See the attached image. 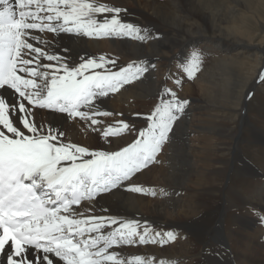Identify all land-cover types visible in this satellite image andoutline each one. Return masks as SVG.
<instances>
[{
	"label": "snow or ice",
	"instance_id": "6c2138e0",
	"mask_svg": "<svg viewBox=\"0 0 264 264\" xmlns=\"http://www.w3.org/2000/svg\"><path fill=\"white\" fill-rule=\"evenodd\" d=\"M121 13L127 10L101 0H0V264H166L140 254L125 257L115 249L163 246L177 233L136 219L98 216L92 208L98 197L117 189L157 195L135 178L159 162L189 101L164 87L145 117L146 127L137 131L123 119L104 127L98 117L114 113L101 110L103 98L140 80L155 65L132 61L114 71L116 61L103 55L81 56L76 63L69 49L56 51L61 34L140 42L154 38L149 28L122 20ZM201 63L198 51L185 58L181 67L187 78L195 77ZM258 82H264V71ZM37 109L86 122L101 132L107 148L72 143L61 129L38 120ZM133 132L130 143L112 150L110 138Z\"/></svg>",
	"mask_w": 264,
	"mask_h": 264
},
{
	"label": "bare ground",
	"instance_id": "6f19581e",
	"mask_svg": "<svg viewBox=\"0 0 264 264\" xmlns=\"http://www.w3.org/2000/svg\"><path fill=\"white\" fill-rule=\"evenodd\" d=\"M237 1L240 3L244 1L249 4L252 1L258 3L260 0ZM237 1L233 0L234 3L241 6ZM101 2L126 9L127 14L121 13V19L126 22L138 24L141 27L149 28L154 38L149 40V44L147 45L145 42H140L135 39L128 40V38L104 37L97 39L61 34L59 38L55 40V43L58 45L56 51L63 54L61 52L62 48L69 49L71 59L76 63L79 62V57L81 56L85 58H95L103 55L108 59L116 61V66L113 68L114 71L119 70V67L126 66L132 61L145 60L151 63L155 59L157 60L160 58V69L158 71L150 70L149 73H146L140 80L133 82L131 85H126L118 93L110 94L108 97L103 98V103L100 105L101 110L114 113L112 116L98 117V119L102 121L104 127L116 120L123 119L139 130L146 126L145 117L147 114L145 115L143 113H149L154 109L155 105L151 104L152 101L155 100L156 103L160 101V94L164 87L165 76V72H162V66L164 65L163 68H165L166 64H169L176 58L175 54H177L184 43L191 38L202 35L203 29L207 30L210 28V30H213L212 28L214 27L219 32L220 36L224 37L226 36V28L222 27L223 25L221 26L219 24L220 22L218 23L220 20L219 11L216 12L204 9V5L199 0H172L169 12L161 8L163 6H159L161 5L160 3L153 4L155 8L152 11H154V13L157 12L156 15H160L164 22H170L172 25H175L167 30L159 29L160 27L157 19L155 20L153 17H149V15L147 16L141 11L142 8L151 7L149 6L150 4L144 5L141 3V0H101ZM131 5L137 6V8H130L129 6ZM262 5H264V0H262L261 6ZM173 10L175 12H172ZM131 11L139 13L143 20L138 21L136 19L138 22H135L133 18H131L133 20L129 19V12ZM233 12L236 13L235 18L242 19L243 21L245 20L244 28H242L244 33L240 34H246L252 37L250 32L251 26L247 24L250 19L248 15L245 14L246 12H242V14L235 10H233ZM192 17L196 18L194 22L191 23L188 22L189 20H186ZM235 25L237 26V24ZM230 27L232 26L230 25ZM236 31L234 30V32ZM44 36L48 40H53V35L51 33H46ZM234 40L231 42L233 43L232 48L236 44ZM261 43L264 44L263 41ZM262 44H257L261 51H263L261 48ZM263 53L264 51L261 55H263ZM118 58H120V63H118ZM163 62L166 64H163ZM263 65L264 64H261L257 67V75L260 71L264 70ZM109 67L112 66L109 65ZM222 74V76L225 75L224 72ZM224 81L227 80L225 79ZM247 81L248 80H246L243 84V88L238 92L232 90L231 84L227 87L224 83L215 92L217 99L214 100L212 96L214 100L212 103L217 105L221 104L223 107L230 109L231 112L233 110L230 108V105L236 104L240 109L236 110L237 114L234 119H240L243 111H245L246 94L250 91L249 86L251 82L249 83ZM203 91L209 93L210 90L207 89ZM212 91L213 90H211V92ZM218 98L221 99L220 102H216ZM222 106L221 108H223ZM141 108H143V110H141ZM192 111L194 110L191 108L185 109V114L180 118L177 124L174 125L173 132L170 133V144L166 145L165 149H163L157 157L159 161L157 163L158 165L154 164L149 166L142 173L137 174L135 178V183L141 184L144 187L150 185L157 186L161 191L165 192L166 195L169 194L170 197L168 199L161 198L150 200L151 198L147 197L148 195L146 194L132 193L124 189H117L113 190L111 193L104 194L102 197H98L94 202L95 206L92 208V214L136 219L141 221L142 225L144 222H147L152 228L162 232L177 229L184 239L181 244L178 243L182 240L181 237L176 244H171L170 242V244H168L169 247H164L159 244H147L124 246L115 249L120 251L125 257L140 254L146 257H153L156 260H158L159 257L182 256L186 258L181 260L182 262L178 264H264V243L261 241L262 227L256 219L244 216L239 220L238 225L234 227L233 232L227 233V230L225 232L221 227L222 216L220 215L219 206L209 203V201H215L217 199L216 197H221L223 193H226L224 185H215L213 187V192L209 190H211L212 184H215V182L217 183L223 177L226 178L225 175L228 168H230L228 167V165H230L229 162L231 163V160L234 159L233 155L236 150L233 143L230 142L227 147L231 156L224 157L221 155L224 151L222 148H213L209 145L210 143L208 141L214 136V133H212V131L206 133L201 126L203 122L210 120L201 119L203 113H201V116L196 120L189 119ZM210 113V118H212L215 123H217L215 119L220 117L223 118V125L229 124L230 121L228 122L226 120L229 119L230 116H223L220 113V115L212 112ZM36 114L38 120L42 117L50 126L61 129L65 133L67 140H70L72 143L88 147L91 150L107 148L108 141L102 137L101 132L93 131L92 127H89L86 122H81L79 120L71 121L66 118L65 114L50 113L49 110L37 109ZM136 114L137 117H135ZM205 115L207 116L206 113ZM243 120L244 119H242V121ZM192 121H195V123L193 124ZM95 127L100 128L101 126L97 125ZM230 129L231 126L227 133L225 132V137L233 139L236 133L231 132ZM197 130L199 132H196ZM191 132H195L199 134V136L190 139L189 134H191ZM135 135L136 133L134 132V134H125L119 138H110L112 150L130 143ZM100 140L103 141L102 147L97 145ZM176 140L179 142H175ZM198 142L202 143L199 147ZM198 154H202L203 156H197ZM213 154L216 158L211 157ZM162 160L165 163L163 164L162 162V164L159 165ZM245 167L249 170H251L252 167V170L257 172V170L246 161ZM205 189H207V191L204 192ZM204 194L206 196H204ZM228 197L227 193L225 197L226 200ZM244 197L235 195V204L238 207H242V205L248 203V205H252L254 208H260V210L264 211V195H258L257 198L251 201L250 197L248 201L244 199ZM219 205L222 206V204ZM207 206L210 207L207 209ZM85 207H87V204L82 205L81 210ZM217 209L218 212L216 211ZM182 223H188L187 228L184 227ZM195 234H197V236H195ZM209 237L216 238L221 246L213 245L208 242L207 238ZM177 240L178 239L175 241ZM195 248L197 250L196 252ZM203 252L206 255H202ZM220 254L222 257H220Z\"/></svg>",
	"mask_w": 264,
	"mask_h": 264
},
{
	"label": "rangeland",
	"instance_id": "374dc122",
	"mask_svg": "<svg viewBox=\"0 0 264 264\" xmlns=\"http://www.w3.org/2000/svg\"><path fill=\"white\" fill-rule=\"evenodd\" d=\"M199 1L204 5L203 6L204 9L209 10V11H216V12L219 11L218 14H219L220 20L218 21V23L220 22L219 24L221 26L223 25L222 27L226 28V33H225L226 36L221 37L219 32L213 27L212 28L213 30H210V28L207 30L203 29L204 31L202 35L191 38L186 43H184L183 46L178 50L177 54H175L176 58L172 62H170L169 64H166L165 62H163V64H166L165 68H163L164 65L162 66V72H165L163 85L164 87H167V88L172 89L173 91H176L179 98L187 99L189 101V104L186 107V109L191 108L195 111V112L192 111V114L190 115L191 117H189V119L191 118V119L196 120L198 119L199 116H201V113H203L201 116V119L210 120L207 122H203L201 126L202 129L204 128L203 130H205L206 133H209L210 131L214 133V136L208 141L210 143L209 145H211L213 148L215 147L222 148L224 151L222 152L221 150L222 152L221 155H223L224 157L231 156L229 154L228 147H227L230 142H232L235 147L236 152L233 155L234 159L231 160V163L229 162L230 165H228V167L230 168H228V171L225 175L226 178L224 177L221 178L217 182L218 184L216 182L215 184H212V188L211 190H209L210 192H213L214 190L213 187L215 185L217 186L224 185V189H226V193H223V196L216 197L217 199L215 198L216 199L215 201H212V200L209 201L211 205L214 204L216 206L217 205L219 206L220 215L222 216L221 217L222 230L225 232L227 230V233L228 232L232 233L234 230V227L238 225V222L241 218H243L244 216L253 217V219L255 218L256 221L259 223V225L262 227L261 241L264 243V223H260L261 222L260 215H264L263 214L264 211L260 210V208H254L252 205H248V203H245L244 205H242V207L241 206L238 207L235 204V195L242 196V197L246 196L244 197V199H246L247 201L249 197L251 201L252 199L257 198L258 195H261V194L264 195V82H258V78H259L258 76L260 75L261 71L259 72L258 75L256 73L257 67H259L261 64H264V56H263L264 53L263 55H261L262 52L264 51V44L261 43L262 41L264 43V5L261 6L262 0L258 1V3L257 2L255 3V1H252L249 4L248 2L246 3L244 1L240 3L236 0L239 4H241V6L234 3L233 0H199ZM171 2L172 0H141V3H143L144 5L150 4L149 6L151 7L142 8V9L140 8V9L147 16L149 15V17H153V19L155 20L157 19V21L159 22V27H160L159 29L167 30V29H170L171 26H175V25H172L170 22L169 23L164 22L161 19L160 15H156L157 12L154 13V11L152 10L155 8V5L153 4L160 3L161 5L159 6H163L161 8L169 12ZM129 7L137 8V6H132V5ZM233 10L241 14L242 12L243 13L246 12L245 14L248 15L250 19V21H248L247 24L251 26L250 32L252 34V37L246 34H243V35L240 34V33H244L242 28H244L245 20L243 21L242 19L235 18L236 13L233 12ZM172 12H175V11L173 10ZM131 18H133L135 22L143 20L139 13L133 12V11L129 12V19ZM195 19H196L195 17H192L189 19L187 18L186 20H189L188 22L192 23L195 21ZM235 24H237V26ZM230 25L232 27H230ZM234 30L239 31V32L236 31L238 35L236 32H234ZM232 40L236 42L233 48H232L233 43H231ZM239 40L242 42H240ZM258 43L259 45L262 44L261 48L263 51L259 50V46L257 45ZM145 44L148 45L149 40L146 41ZM193 51H198L201 54L202 63L200 66V70L196 73L195 77L193 79H189L187 78L186 74L183 72L181 66L184 63L185 58L188 57L189 54ZM230 59H234V60H230ZM118 60H119L118 63H120L121 62L120 58H118ZM151 64L155 65V69L154 70L150 69V70L158 71L160 69L159 68L160 58H158L157 60L155 59L153 62H151ZM263 68H264V65H263ZM223 72L225 74L224 76H222ZM177 79H180L182 81L180 85L176 84ZM208 79L209 81H212V82H209ZM225 79L227 81H224ZM246 80H248L247 82L249 83L251 82V83L249 86L250 91L248 94H246L247 95L246 102L244 105L245 111H243V114H242L243 117L241 116L240 119H234L235 115L237 114L236 110L240 109V107H237L236 104L230 105V108H232L233 110L231 112L230 109L223 107L221 104L217 105L215 103H212L214 102V100L217 99V97L215 96V92L217 91L219 87H221V85L225 83V85L228 87L231 84L232 85L231 87L233 88L231 89L234 91L236 90V92H238L243 88V84L246 82ZM214 83H217V84H214ZM211 87H213L214 89ZM200 89L202 92L200 91ZM207 89L210 90L209 93H206V91L205 92L203 91ZM211 90L213 91L211 92ZM212 96L214 97V100ZM164 98H170V97H164ZM203 98L205 101L203 100ZM220 101L221 99L218 98V101L216 102H220ZM158 103L159 102L156 103L155 100L151 102V104L155 106ZM221 106L223 108H221ZM141 110H143V108H141ZM151 111L149 113H143V114L148 115L151 113ZM49 112L54 113L51 111ZM210 112L216 113V114L220 113L223 116L225 115L230 116L229 119L226 120L228 122L230 121L229 124L223 125L222 123L223 118H220V117L215 119L217 121V123H215L214 120L210 118L211 117ZM205 113L207 114V116L205 115ZM135 117H137V114L135 115ZM242 119L244 120L242 121ZM192 123L194 124L195 121H192ZM230 126H231L230 131L233 133H236L233 139L225 137L226 136L225 134L227 133ZM196 132H199V131L197 130ZM132 134H134V132ZM198 136L199 134L195 132H191V134H189L190 139L198 137ZM177 141L178 140H176L175 142ZM169 142L170 141H168L164 145L163 149H165L166 145L170 144ZM200 144L202 143H199L198 147L200 146ZM97 145L99 147H102L103 141L100 140L97 143ZM197 156H203V155L198 154ZM211 157L216 158L214 154ZM245 161L249 163V165L253 166L257 170V172L253 171L252 167H251V170L247 169L245 167ZM162 162L163 164L165 163L162 160L161 163H159V165H161ZM154 164H157V163H153L151 165H154ZM145 187L152 188L157 192L156 196L147 194L148 195L147 197L151 198L150 200L161 199V198L168 199L170 197L169 194L166 195L165 192L161 191V189L157 186L150 185V186H145ZM205 191H207V189H205L204 192ZM227 193L229 197L226 200L225 197ZM204 196L206 195L204 194ZM219 204H222V206H220ZM209 207L210 206H207L206 208L208 209ZM216 211L218 212V209ZM188 223H185V224L182 223V224L184 227L187 228ZM171 231H174L175 233H177L176 239L178 240L171 242V244L173 243L176 244L179 241V238L181 237L180 231L177 229H171ZM197 234H195V236H197ZM181 239L182 240L178 242L180 244L184 240L183 237H181ZM207 241L213 245L214 244L219 245V242L214 237L207 238ZM168 244H170V242ZM168 244H165L163 246L169 247ZM196 251L197 250L195 248V252ZM202 255H206V254L203 252ZM154 256H157V255H154ZM220 257H222L221 254H220ZM159 259H164L167 264L169 260H174L180 263L182 262L181 260H184L186 258L182 256H178V257H163V258L159 257L158 260Z\"/></svg>",
	"mask_w": 264,
	"mask_h": 264
}]
</instances>
